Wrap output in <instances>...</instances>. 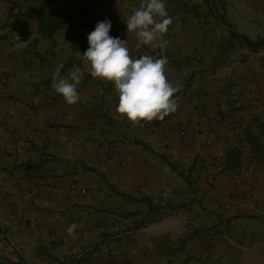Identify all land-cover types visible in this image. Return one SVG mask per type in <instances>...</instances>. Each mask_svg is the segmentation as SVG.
I'll list each match as a JSON object with an SVG mask.
<instances>
[{
	"label": "rangeland",
	"instance_id": "374dc122",
	"mask_svg": "<svg viewBox=\"0 0 264 264\" xmlns=\"http://www.w3.org/2000/svg\"><path fill=\"white\" fill-rule=\"evenodd\" d=\"M82 1L49 0L46 11L67 13ZM213 1L236 32L253 40L264 37V0ZM142 2L90 0L85 22L71 39L65 26L50 38L40 36L35 13L41 0H0L9 17L2 37L21 47L22 62L30 70L35 52L51 69L70 63V69L84 70L82 48L96 24L104 20L111 21L110 36L128 41L133 58L137 53L165 55L160 46L144 45L135 33H127V18ZM166 4L173 18L162 37L169 41L163 46L167 58L185 59L181 65L190 69L189 76L178 66L176 72L169 69L166 73L169 79L181 80V90L189 91L188 114L184 121L173 120L171 114L163 121L139 125L126 121L123 130L114 84L92 82L88 128L72 131L81 141L74 151L86 168L75 179V199L68 210L55 212L59 217L72 213L68 217L75 220L68 226L53 225L49 240L54 245L75 237V252L66 254L70 264H236L229 247L237 248L253 238L264 240V47L250 50L231 38L229 28L214 19L209 0H166ZM25 53L30 57L27 62ZM36 63L37 59L30 76L40 73ZM10 74L14 75L0 71V88H5ZM0 95V103L9 99L6 92ZM215 95H222V100L211 104ZM198 97L207 98L209 108L196 104ZM47 127L59 129L51 123ZM156 130L162 134H157L159 140L152 147L146 143L153 152L129 141ZM27 137L29 145L38 149L36 153L49 149L47 143L37 145L31 134ZM122 140L134 149L128 154L137 158L125 162L131 165L127 173L122 171ZM162 157L174 162L178 171L191 169L190 182L180 178ZM106 181L136 197L148 196L161 207L160 212L150 216L143 203L111 195ZM73 223L82 227L69 235L67 229ZM185 235L192 236L180 245ZM2 240V264L23 258L16 239L5 234ZM8 247L11 258L5 254Z\"/></svg>",
	"mask_w": 264,
	"mask_h": 264
},
{
	"label": "crops",
	"instance_id": "0c3cea01",
	"mask_svg": "<svg viewBox=\"0 0 264 264\" xmlns=\"http://www.w3.org/2000/svg\"><path fill=\"white\" fill-rule=\"evenodd\" d=\"M2 6L0 4V71L8 70L14 75L10 74L5 88H0V93L6 92L9 95V99L0 103V161L3 167L0 172V250L4 246L2 236L7 234L19 242L24 252L23 258H18L16 261L9 259L11 264H70L66 254L70 255V250L75 252L77 248L75 237H69L66 241L53 245L49 241L51 227L68 226L69 222L75 220L68 217L72 213L67 217H59L55 212L68 210L70 201L75 199V179L83 175L86 168L79 163L74 151L75 145L81 141L72 131L88 128L93 94L92 82L101 79L91 77L90 66L83 59L86 68L82 82L78 85L80 99L73 105L67 104L52 87L53 72L58 64L54 69L52 68L53 72L50 74L52 69L48 67L49 63L45 58L41 60L34 56L38 60L36 68H40V73L30 76V72L35 70V59L31 60L32 70H30L27 63L22 62L24 54L21 52V47L7 42L2 37L7 31L6 24L9 21L8 12ZM160 48L164 50L162 52L165 55L158 54V56L169 57L168 51L163 46ZM29 58L25 53L26 62ZM170 60L176 61V64L167 66L166 71L176 72L175 68L178 66L185 69L189 76L190 69L187 70L181 65L186 64L185 59ZM64 67L61 69L62 77L68 74L63 71L70 70V63L64 64ZM171 78H168L169 81L180 89L176 93L179 107L171 115H175L172 117L173 120L184 121L188 114L186 109L189 108V91L181 90L180 79ZM197 85L198 81L195 78L194 86ZM99 90L101 88L95 89V92ZM211 100V104L213 101L218 103L222 100V95L212 96ZM205 101L198 97L196 104L203 109L209 108L205 105ZM126 121H128L126 117H120L123 130ZM50 123L59 127L58 132L47 127ZM156 131L151 135L143 134L140 139L137 137L129 141L132 144L142 141L152 147L155 141L159 140L157 134L162 136L160 130ZM28 134H31L37 145L47 143L49 149L40 150V154L36 153L38 149H33L27 141ZM122 142L125 143L122 147V171L127 173V168L131 165L127 167L125 162L133 163L137 158L128 154L134 149H129L125 140ZM121 179L124 180V177ZM106 185L111 195H115L113 189L129 193L113 187L110 181H106ZM241 244L237 248L229 247L231 250L229 254L235 253L236 264H264V240L253 238ZM5 250L7 257L11 258L12 255L7 253L9 247ZM258 256H260L259 261H257Z\"/></svg>",
	"mask_w": 264,
	"mask_h": 264
},
{
	"label": "clouds",
	"instance_id": "9594fccd",
	"mask_svg": "<svg viewBox=\"0 0 264 264\" xmlns=\"http://www.w3.org/2000/svg\"><path fill=\"white\" fill-rule=\"evenodd\" d=\"M172 23L166 0H143L127 18L126 27L127 33H135L144 45L165 46L169 41L162 40V37ZM111 28L110 20L98 22L87 37L89 47L83 53V59L90 66L91 77L114 84L118 93L116 112L134 125L154 119L163 121L179 107L176 93L180 89L167 77V57L143 55L134 59L128 41L110 36ZM63 67L61 63L54 69L52 87L67 104L73 105L80 99L78 85L85 73L82 68L74 66L62 77ZM78 227L82 226L70 225L67 229L69 235H73Z\"/></svg>",
	"mask_w": 264,
	"mask_h": 264
},
{
	"label": "trees",
	"instance_id": "16d2710c",
	"mask_svg": "<svg viewBox=\"0 0 264 264\" xmlns=\"http://www.w3.org/2000/svg\"><path fill=\"white\" fill-rule=\"evenodd\" d=\"M89 1L90 0H83L80 3V5L76 6L72 11L67 12V13H58V12L47 13L46 10L48 9L49 0H41V3L38 6L36 13H35V18L38 21L37 32L40 34V36L42 38H50L57 29L65 26L64 28H65L66 32L68 33V37H70L72 39L74 32L77 29H79L81 26H83V24L85 22L87 6H88ZM209 2H210L209 3L210 7L213 10L214 19L217 22H219L222 25L227 26L229 28L228 33H229V36L231 38L235 39L238 43L243 44L246 48H248L250 50H258V49H261L264 47V37H260V38L253 40L246 35L239 34L233 28H231L230 25L226 21L223 20V17H221L222 14L218 13V10L215 6V2L213 0H209ZM184 6L187 7L186 4ZM210 12H211V10H210ZM222 16H224V15H222ZM88 47H89V44L85 45V47L82 48V51L85 52L88 49ZM34 56L41 59V60L44 58L38 52H35ZM141 56H143L142 53H137L136 56L134 57V59H138ZM161 57L162 56L159 55L156 58H161ZM168 61H169V63L166 65V67L173 65V64H176V61H173L170 59H168ZM63 68H65V67H63ZM136 143L143 146V148H145V149L148 148V146L145 143H143L142 141H136ZM148 150L153 152L149 148H148ZM162 158L171 167V169L178 174V176L180 178H182L187 183L190 182L191 169H189L187 173H184L183 171H178L174 162L169 161L166 157H162ZM2 170H3V167H2V164L0 161V172ZM110 188L112 189L111 186H110ZM112 191L115 195L126 198L129 201L143 203L147 208L146 212L150 216H154V215L158 214L161 210V207L158 204L154 203L148 196L136 197L130 193L118 191L117 189H113ZM136 214H140V213L137 212V213H135V215ZM0 234H1V225H0ZM191 236L185 235L184 237L179 239L180 245H183L187 240H189L191 238Z\"/></svg>",
	"mask_w": 264,
	"mask_h": 264
},
{
	"label": "built area",
	"instance_id": "2783aa9c",
	"mask_svg": "<svg viewBox=\"0 0 264 264\" xmlns=\"http://www.w3.org/2000/svg\"><path fill=\"white\" fill-rule=\"evenodd\" d=\"M14 12L16 13V10Z\"/></svg>",
	"mask_w": 264,
	"mask_h": 264
},
{
	"label": "water",
	"instance_id": "95a60500",
	"mask_svg": "<svg viewBox=\"0 0 264 264\" xmlns=\"http://www.w3.org/2000/svg\"><path fill=\"white\" fill-rule=\"evenodd\" d=\"M210 3V2H209Z\"/></svg>",
	"mask_w": 264,
	"mask_h": 264
}]
</instances>
